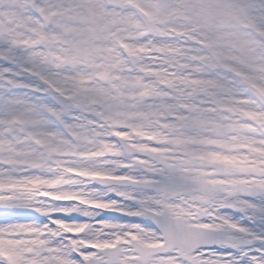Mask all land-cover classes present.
I'll use <instances>...</instances> for the list:
<instances>
[{
    "label": "snow or ice",
    "instance_id": "snow-or-ice-1",
    "mask_svg": "<svg viewBox=\"0 0 264 264\" xmlns=\"http://www.w3.org/2000/svg\"><path fill=\"white\" fill-rule=\"evenodd\" d=\"M0 264H264V0H0Z\"/></svg>",
    "mask_w": 264,
    "mask_h": 264
}]
</instances>
